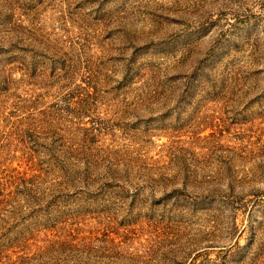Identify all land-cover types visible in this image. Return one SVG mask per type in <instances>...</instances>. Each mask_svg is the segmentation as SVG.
<instances>
[{"label":"rangeland","instance_id":"374dc122","mask_svg":"<svg viewBox=\"0 0 264 264\" xmlns=\"http://www.w3.org/2000/svg\"><path fill=\"white\" fill-rule=\"evenodd\" d=\"M0 264H264V0H0Z\"/></svg>","mask_w":264,"mask_h":264}]
</instances>
